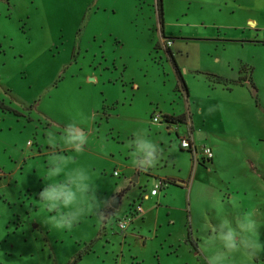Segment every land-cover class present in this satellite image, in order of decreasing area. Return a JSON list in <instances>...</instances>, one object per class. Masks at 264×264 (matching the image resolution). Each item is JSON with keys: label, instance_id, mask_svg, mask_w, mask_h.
Instances as JSON below:
<instances>
[{"label": "rangeland", "instance_id": "obj_1", "mask_svg": "<svg viewBox=\"0 0 264 264\" xmlns=\"http://www.w3.org/2000/svg\"><path fill=\"white\" fill-rule=\"evenodd\" d=\"M157 5L0 0V264H264V44L241 41L264 36V0H161V17ZM213 44L221 63L206 55ZM213 73L255 90L212 84ZM190 128L212 163L180 148ZM72 130L85 136L78 148L64 143ZM137 133L159 149L152 166L134 162ZM58 158L64 170L49 176ZM75 169L90 177V210L57 232L40 193ZM125 211L136 221L121 230Z\"/></svg>", "mask_w": 264, "mask_h": 264}, {"label": "clouds", "instance_id": "obj_2", "mask_svg": "<svg viewBox=\"0 0 264 264\" xmlns=\"http://www.w3.org/2000/svg\"><path fill=\"white\" fill-rule=\"evenodd\" d=\"M72 126H70L71 128ZM85 141V136L76 133L74 130L65 133L64 143L73 148H78ZM50 143L55 142L54 137H50ZM133 156L136 164H144L152 166L156 162L158 147L156 143L146 138L142 133H137L134 143L132 144ZM59 161V163H58ZM56 165L54 171L49 173V176L64 170L62 158L52 161ZM65 183L68 186L50 183L40 193V199L43 205L51 211H56V216L50 217L48 223L57 232L69 231L79 220L90 210L89 201L91 197L88 195L90 189V177L86 170L75 169L66 174ZM63 210V211H61ZM0 214H3V209H0ZM247 228L254 234L255 224L251 220H247ZM223 257H213L211 264H217V260H223Z\"/></svg>", "mask_w": 264, "mask_h": 264}, {"label": "crops", "instance_id": "obj_3", "mask_svg": "<svg viewBox=\"0 0 264 264\" xmlns=\"http://www.w3.org/2000/svg\"><path fill=\"white\" fill-rule=\"evenodd\" d=\"M255 22V21H254ZM254 22H250L249 24H250V26H256V24L254 23ZM257 28V27H256ZM257 30H259L258 28H257ZM164 31L162 30V34H163V37H165L164 36ZM262 33L263 32H261V31H259L258 33H256V35L254 36V38H249V39H243V40H241V41H252V42H256V43H263L264 44V36L263 37H261L260 35H262ZM240 36H244V35H241L240 33L238 34V37H240ZM260 38H259V37ZM181 37H183V36H181ZM213 36H198V37H196L195 39H197V38H199V39H201V38H203V39H207V38H212ZM218 37H219V35H218ZM245 37V36H244ZM168 38H171V37H168ZM240 39V38H239ZM251 39H254V40H251ZM210 40V42H214V40L215 39H209ZM240 41V42H241ZM173 44H174V42L172 41V43H171V45H170V49H171V46H173ZM212 49H210L209 51H207V53H206V55L208 56V57H210V58H212V61H214V62H216V63H221V59H222V51H220V49H219V47L217 46V45H212V47H211ZM222 50H225V48H222ZM174 55V54H173ZM174 57H175V55H174ZM175 59H176V57H175ZM176 62H177V64L179 65V67H180V64L178 63V60H176ZM181 68V67H180ZM184 70H186L185 68H183ZM203 71H205V72H208V71H211V70H209V69H204V70H202V72ZM210 73H212V72H210ZM214 75H218V76H220L219 75V73H217V74H215V73H213ZM234 75V74H233ZM233 75L232 76H228V77H226L225 76V78H230L231 77V79H229V80H232V81H236L238 78H239V74H238V77L237 76H235V77H233ZM222 77H224V76H222ZM233 77V78H232ZM215 85H219V86H223L222 84H215ZM235 85H240L241 87H243V86H245V85H241V84H239V83H235L234 84V86ZM233 86V85H232ZM246 88H247V86H245ZM156 108H159V105L156 103ZM163 110V113L164 112H169V111H165L164 109H162ZM162 110H160V112L159 113H161L162 114ZM186 115V114H185ZM188 120H190V118H189V116H188V118H187ZM190 124H192V121L190 122ZM190 126V125H189ZM192 128H190V134L191 135H189L190 137H191V139H192V141H193V144H194V146L196 147V154H195V150L193 149V147H192V149H188L187 151H188V153H190L191 155H192V160L194 161V157H195V159H196V161L198 162V163H212L213 162V160H214V158H215V152H214V157H213V159L212 160H210V161H207V160H205V159H203V156H202V154H201V149H202V147H203V145H205V144H202L200 147H199V145H200V143L194 138V136H193V133H192ZM29 143V142H28ZM207 146L209 145L208 143L206 144ZM179 146H180V143H179ZM181 148V147H180ZM201 148V149H200ZM214 151V150H213ZM193 164H194V162H193ZM144 166V165H143ZM199 166H201V165H199ZM134 171H135V169H134ZM116 171H114V173H115ZM136 173H137V171H136ZM135 173V174H136ZM116 174H118V173H116ZM135 175H133L131 178H133ZM139 179H140V176H138V181H139ZM174 179V178H173ZM130 180V179H129ZM128 180V181H129ZM162 180H165L164 178H162ZM137 181V182H138ZM141 183H143V181L141 182ZM160 183H161V181H159V182H156V183H154L153 185H152V187H151V189L148 191V192H146V194H145V196H144V198H141V199H138L137 198V200H136V206H135V208H137V206H142L143 207V201L145 200V199H149L150 198V196H152V197H157L158 196V194H159V191L161 190V186H160ZM127 184H129L127 181H126V183H125V187L123 188V189H125L126 191H130L133 187H135V186H132V188L130 189L129 187H126V186H128ZM159 186V188H158V190H157V192L155 193V194H151V190L153 189V188H155L156 186ZM155 186V187H154ZM123 187V186H122ZM123 190H122V188L120 189V193L122 192ZM137 196L139 197V194H137ZM120 204V203H119ZM121 205V204H120ZM120 205L118 206V207H120ZM119 209V208H118ZM126 212V211H125ZM132 213V212H131ZM131 213H128V211L126 212V214L127 215H125L126 217H131V219H129V221L131 222V220H133L132 222H134V221H136V218L134 217L135 216V214H136V211H135V213H133V214H131ZM144 213V212H143ZM142 217H144V215H142L141 216V218ZM126 231V233L125 234H127V236H128V233H127V230H125Z\"/></svg>", "mask_w": 264, "mask_h": 264}, {"label": "trees", "instance_id": "obj_4", "mask_svg": "<svg viewBox=\"0 0 264 264\" xmlns=\"http://www.w3.org/2000/svg\"><path fill=\"white\" fill-rule=\"evenodd\" d=\"M160 4H161V0H158V12H159V15L161 17L162 15V9L160 8ZM163 27L161 26V29ZM162 31V30H161ZM169 58L171 59V62L173 64V67L175 69V72H176V75H177V78H178V81H179V84L182 88V90H184L186 93H188L187 91V86L185 84V81L183 79V75H182V72H181V68L179 67V65L177 64L176 62V59L173 55V52L171 51V49L169 47H166L165 48ZM209 75V74H208ZM209 81L212 82V84H224V86H228L229 84H235V83H239L241 85H245L247 87H251L253 88V83L251 82V78H249L248 80L245 79V78H238L236 81H232V80H229L225 77H222V76H218V75H211V77L209 78ZM178 89V87H177ZM255 90V88H253ZM3 109L4 106H2ZM9 111H12V110H9ZM163 119L165 122L167 123H186V115L185 114H170V113H164L163 114ZM212 160V159H211ZM170 182H167V184H169ZM125 220V219H124ZM129 221V217H127V219ZM121 221V220H120ZM130 222V221H129ZM119 226V225H118ZM121 229V228H120ZM122 230V229H121ZM124 230V229H123Z\"/></svg>", "mask_w": 264, "mask_h": 264}, {"label": "built area", "instance_id": "obj_5", "mask_svg": "<svg viewBox=\"0 0 264 264\" xmlns=\"http://www.w3.org/2000/svg\"><path fill=\"white\" fill-rule=\"evenodd\" d=\"M161 118H162L161 113H158V114L154 115L153 121L154 122H158V121L161 120ZM180 147L182 149H187V150L188 149H192V147H193V149L195 150V154H196V147L194 146L193 141H192L190 136H185V137H181L180 138ZM201 154L203 156V159H205L207 161H210L214 157L213 149L211 147L205 146V145H203V147L201 149ZM158 188H159L158 185L155 188H153L151 190V194H155L157 192ZM139 208H140V206L137 207V209H139ZM127 221L128 220L120 221L119 224H118L119 227L122 228V229H125Z\"/></svg>", "mask_w": 264, "mask_h": 264}, {"label": "water", "instance_id": "obj_6", "mask_svg": "<svg viewBox=\"0 0 264 264\" xmlns=\"http://www.w3.org/2000/svg\"><path fill=\"white\" fill-rule=\"evenodd\" d=\"M140 165H144V164H140ZM138 176H139V173L137 172L135 174V176L132 178V180L134 182H137L138 181ZM124 191H122L121 193H119L117 196H115V198L111 201L110 205L113 207V208H117L119 206V203H120V200H121V197L124 195Z\"/></svg>", "mask_w": 264, "mask_h": 264}]
</instances>
